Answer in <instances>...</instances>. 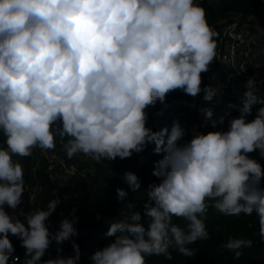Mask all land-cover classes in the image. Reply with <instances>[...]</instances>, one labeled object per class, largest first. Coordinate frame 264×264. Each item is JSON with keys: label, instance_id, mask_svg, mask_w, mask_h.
<instances>
[{"label": "clouds", "instance_id": "obj_1", "mask_svg": "<svg viewBox=\"0 0 264 264\" xmlns=\"http://www.w3.org/2000/svg\"><path fill=\"white\" fill-rule=\"evenodd\" d=\"M218 37L202 0H0V264L19 262L11 237L24 249V264H80L75 210L55 231L49 227L58 194L22 219L12 214L25 193V169L14 157L55 151L58 142L69 160H124L150 145L162 157L142 211H134L128 191L115 189L128 214L107 226L112 239L91 254V264L171 261L173 251L190 258L189 246L209 239L210 208L224 216L255 213L264 242V165L250 155L264 159V99L256 95L255 75L246 79L242 107L225 130L193 127L186 140L179 121L171 130L147 127L148 109L167 106L174 91L203 93L205 102L217 95V88L201 85ZM201 112L206 120L214 116L210 108ZM122 180L133 193L142 189L131 171ZM65 241L72 255L56 248L54 258L44 259ZM220 247L238 260L253 241L230 237Z\"/></svg>", "mask_w": 264, "mask_h": 264}, {"label": "trees", "instance_id": "obj_2", "mask_svg": "<svg viewBox=\"0 0 264 264\" xmlns=\"http://www.w3.org/2000/svg\"><path fill=\"white\" fill-rule=\"evenodd\" d=\"M202 6L207 13L208 23L219 32L225 24L237 23L239 29L247 30L254 29V21H259L264 25V0H202ZM229 15H234L239 20H228ZM258 65L250 70L252 74L257 76L264 75V62L257 63ZM226 66L219 63H214L211 70L207 73H202V87L210 85L214 89L216 81H220L226 74ZM224 71L225 74L221 75ZM242 86L240 90L232 97H227L228 103L236 107L225 108V103L218 106L214 112L213 119L220 124L221 130H225L227 121L230 117L238 116L239 108L242 107V98L247 90L244 85L245 78H242ZM256 95L259 99H264V83L260 88L256 86ZM203 93L198 97L193 98L184 94L182 91H175V94L170 93L167 96L166 105L169 111L164 110V107L159 102L155 107L149 108V120L147 127L154 131H160L167 127L171 130L174 121H179L185 129L184 139H191V131L196 123L200 109L207 105L202 99ZM215 98V97H214ZM213 98V99H214ZM226 99V98H224ZM177 105H174V102ZM176 106L174 111L173 107ZM259 104L255 105V108ZM164 111V114H160ZM223 118L224 123L221 122ZM253 117H249L251 120ZM162 119V120H161ZM161 120V121H160ZM206 134V133H205ZM4 137L0 134V144L3 143ZM155 145H150L143 153L133 154L131 158L115 161H108L96 166L94 174L86 188L81 193L77 204L65 206L61 213H54L49 219V227L51 231L56 230L59 221L68 218L72 219V210L77 206L75 216L79 217L75 227L79 233L77 237H73L81 250L80 264H91L89 257L98 248H102L111 241V237H106L107 226L113 222V218H123L128 214V209L122 206L120 209L117 206V195L115 189L117 187L128 191V200L135 204L134 211H142L144 200L147 198L146 188L149 183L158 182L157 178L152 175L154 162L162 157L153 154ZM41 150L34 149L33 154L27 158L14 157L27 170L33 171L32 177L25 176V181L29 178L30 181L36 182L42 189L39 196L37 208H44L47 202L55 198V193L50 183V176L38 168L41 158ZM253 158L259 160L264 165V159H260L257 153L250 154ZM125 171H131L138 175L142 181V189L138 193H133L128 189V186L123 182L122 176ZM145 189V190H144ZM16 212V216H19ZM100 213V218L97 215ZM62 214V215H61ZM182 227L186 222L176 220ZM209 239L198 241L189 247L195 250V255L192 257H184L173 251V259L166 260L162 256H151L146 258V264H264V242H261L259 232L258 217L253 213L251 216L241 214L239 216H224L219 214L215 209L210 208L207 213L206 220ZM230 237L247 238L253 241V247L244 249L243 255L237 260L233 258V253L222 249L221 244L225 243ZM12 243L16 248V253L20 255L18 264H24V249L20 247V241L15 237H11ZM56 248H63V255L73 254L70 242L65 241L62 244H53L48 250L44 259L54 258ZM71 254V255H72ZM11 264V261L9 262Z\"/></svg>", "mask_w": 264, "mask_h": 264}, {"label": "rangeland", "instance_id": "obj_3", "mask_svg": "<svg viewBox=\"0 0 264 264\" xmlns=\"http://www.w3.org/2000/svg\"><path fill=\"white\" fill-rule=\"evenodd\" d=\"M239 20L242 21L241 18H237L234 15H229L226 21L228 20ZM256 29L259 33V39L254 49V59L256 66L257 63L264 62V25L261 24L259 21H254L251 25ZM245 76L252 77L254 75L249 71L243 72ZM225 72L222 71L221 75H224ZM256 82H262L256 84L257 88H260L263 85L264 75L263 76H256ZM219 81H216L215 85L213 86L214 89L217 87ZM225 103V108L228 110L230 107L227 98L222 100V104ZM174 105H177V102H174ZM164 107V105H162ZM169 107H164L165 112L169 111ZM174 111L177 109L176 106L173 107ZM164 114V111L161 112ZM162 120V119H161ZM160 120V121H161ZM214 122L211 125H215V130H221L220 124L217 120H213ZM212 131L214 130L211 126ZM39 165L38 168L41 171H45L47 175L50 176V183L52 184L53 191L58 194L61 204L57 208L56 212L61 213L65 206L71 204H77L78 199L86 188V185L90 182L92 175L98 165L95 161L91 160L90 158L84 157L82 155H78L73 159L69 160L66 157V154L62 151L61 145L58 142L55 151H47L41 152V158L38 161ZM108 162L107 160L104 163ZM25 176L32 177L33 171L27 170L25 167ZM83 175V177H82ZM42 193V189L37 185L36 182L30 181L28 178L25 181V193L23 196V204L15 209L12 212L13 215H16V212L19 216L21 213H27L29 210L37 209L39 196ZM117 206L121 209L123 204L117 202ZM77 206L73 209L75 213L77 211ZM73 210L71 212V216H73ZM74 213V214H75ZM97 218H100V213L97 215ZM72 253H70L71 255ZM15 255H18L15 252Z\"/></svg>", "mask_w": 264, "mask_h": 264}, {"label": "built area", "instance_id": "obj_4", "mask_svg": "<svg viewBox=\"0 0 264 264\" xmlns=\"http://www.w3.org/2000/svg\"><path fill=\"white\" fill-rule=\"evenodd\" d=\"M218 33L217 56L213 64H223L227 70L223 79L217 84L218 93L215 98L199 111L198 123L194 127L203 133L212 131L211 124L214 122V119L206 120L201 110L210 108L214 113L218 106L222 104L224 98H230L240 90L242 86L241 77L245 79L249 78L243 72H250L252 68L256 67L254 49L259 39V33L256 29L240 30L237 23H229L225 24ZM212 65L209 70H211ZM258 83L262 82H256V84ZM172 94H175V91ZM16 256L20 258L19 254Z\"/></svg>", "mask_w": 264, "mask_h": 264}]
</instances>
